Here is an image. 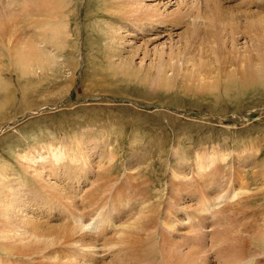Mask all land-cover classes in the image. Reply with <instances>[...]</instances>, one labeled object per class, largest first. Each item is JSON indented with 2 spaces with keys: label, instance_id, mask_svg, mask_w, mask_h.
Instances as JSON below:
<instances>
[{
  "label": "rangeland",
  "instance_id": "374dc122",
  "mask_svg": "<svg viewBox=\"0 0 264 264\" xmlns=\"http://www.w3.org/2000/svg\"><path fill=\"white\" fill-rule=\"evenodd\" d=\"M17 1L19 2H17V7L22 8L24 0ZM35 1L29 0L28 4H24V7L27 9L26 13L32 12V16L35 14L36 19L32 17L31 20H27L23 16L14 19V22L17 19V23H20L18 25L19 33L23 34L18 35L20 39L14 40V46L16 43L21 44L24 37H27V42H30V45L37 44L39 41L44 42L45 36L41 32L39 18H37L39 16H36L39 15L37 14L39 7L37 8ZM126 1L128 2V0ZM159 1L145 0V5L159 8L161 7ZM175 1L172 0V3ZM193 3L183 5L186 9L179 7L182 15L171 14L172 18L167 13L164 16H156V13L152 11V14L156 16L152 24L146 20L144 13L138 14L140 16V21L136 22L138 29H132L135 27L132 22H122L125 19L123 17L115 19L114 15L120 9L112 0H56L54 7L59 12L57 13L58 19H61L57 24L67 28L71 37L67 41V37L64 36L63 40L56 43L49 37L48 41H45L46 44L51 41L55 45L51 48L52 43H50L46 48L56 53L58 62H55L57 60L52 61L53 63L45 67V70L39 71L40 73L37 71L39 68L30 70L33 71L32 75L30 71H27L30 73L29 75L21 73L13 61L14 57L11 58L13 56L11 51L14 54L17 51L16 47L11 46L12 50H5L2 47L3 41L0 40V74L3 81L0 84V165L6 164L9 167L8 170H14L18 174L23 180L22 188L23 190L26 188V195H32L26 187L31 186V181L26 178L27 173L25 174L18 158H15L14 151L23 153L33 146L39 147L45 144L59 146L66 145L69 141L76 143L78 140L84 139L85 142L89 141V144L96 147V153L106 150L104 153L106 156L108 155L107 151H111L115 155L113 169L108 170L107 174H102L104 169L101 170L102 176H98L94 183L95 186L93 184L92 189L87 192L86 198H84L85 202L82 203L83 199L77 197L79 199L76 200L78 208L71 209L77 215L80 214L81 223L86 226V231L94 236L92 238L96 237L94 242L96 249L93 247L89 249L94 255L97 253L98 256H94L95 261L89 263V261L87 262L88 255H85L84 263L144 264L146 261L145 264H148L149 261V264H156L162 258L168 259L167 256L175 257L176 253L170 252L173 249L172 243H176V241L179 243L178 241L181 242L184 235L185 239L195 233L193 231L197 229L191 228L190 223L193 222L192 216L197 217V215L196 219H200L199 217L204 215L207 217V221L210 220L209 223L205 219L203 220L205 221L204 225L207 224L208 228L216 220L220 219V223L224 222L226 225L222 227L219 222H216L218 231L215 238L220 237L223 240L222 237L228 235L225 236V243L222 242L235 247L236 252L238 251L236 248L243 249L248 242V246L256 245L258 241L263 242L258 246L260 249L264 247V235L262 238L260 237V234L264 233V0H196ZM105 8L112 13H107ZM207 8L209 9L207 10ZM109 9L111 10L109 11ZM172 9H175V6ZM151 10L155 9L151 8ZM222 10L227 11V14ZM122 13L123 11L119 14L122 15ZM175 15L176 17L173 18ZM97 22L98 25H96ZM249 25H253V27L249 28ZM109 26H112L113 29H107L110 28ZM118 26L124 27L125 30L132 33L130 37H127L128 40L124 42L125 44L119 41L121 39L118 37V29H116ZM209 26L212 30L209 29ZM196 27L200 29L196 30ZM108 30L110 31L108 32ZM198 31L201 35L196 37L194 33ZM214 31L222 36L219 42ZM235 35L238 36V39L234 38ZM200 37L201 39H199ZM243 38L245 47L241 45L239 47L238 43H242ZM231 40H235L234 43L238 41L237 46L236 43H233L234 49L230 46L233 42ZM15 41L18 42L15 43ZM32 41L33 43H31ZM171 43L175 47L172 48ZM217 44H225L227 50H217ZM236 47L241 49H238L237 52ZM251 47H253L252 50ZM159 48H162V52ZM205 51L206 54H204ZM27 52L28 50H24L22 52L24 54L20 55L27 57V54L33 56L37 53L35 66L43 63V57L46 61V55L49 56V53H45V50L41 48ZM32 56L29 58L30 63H33ZM159 58L161 60H158ZM157 61H164L165 65L162 67L169 66V68L165 67L168 70L161 67L162 62L158 63ZM199 61L202 64H199ZM11 62H14L15 67ZM158 66L162 69L161 74ZM197 155L213 159L216 165H213L214 167L212 166L213 168L211 167L209 170L204 167L202 169L201 166L196 168L198 166ZM103 162L104 160L100 161L98 158L96 163L94 161L90 164L91 166L95 165L94 168H97L100 173L98 165H103ZM106 163L107 158L104 164ZM173 165L178 167V171L185 172L186 179L189 178L191 181L187 179V184L194 187V191H192L195 202L179 199L176 207L178 212L174 211L178 221L185 223L187 221L188 226L184 228L183 224L185 226V223L177 222L175 219L173 221L172 215L168 218L169 221L165 218L167 223L161 221L162 219H157L160 217L158 214L161 215V211H164L166 204L172 201V198L169 197L172 184L179 183V179H175L176 182L173 180ZM181 165L184 167H180ZM215 169L222 171L218 172ZM133 170L135 172H131ZM133 173H136L137 176L136 174L134 176ZM176 175L181 176V173L176 171ZM210 175L212 178H207ZM95 179L96 177L92 181L94 182ZM203 180L206 182L215 180L216 185L212 184L215 188L211 186L208 188L209 190L204 188V191L201 188ZM180 181L184 183L181 179ZM215 193H219L220 198L213 197L211 203L214 202V204L205 206V208L209 207L205 211L202 208L204 200L199 196L202 194L212 197L216 195ZM79 194L81 196L83 193ZM128 198L131 199L129 204L118 206L120 216L115 215L111 219L110 223L114 227L112 225L103 233L104 235L97 236L98 229L94 228L98 227H92V225L100 217H94V219L93 214L103 210L106 211L105 215L110 218L111 202L114 199L117 202L119 200L127 201ZM197 203L199 205L202 203L203 206H199ZM137 204L146 206L144 210L142 209L144 213L141 215L137 212L141 209H137ZM182 204L184 207L181 206ZM184 204L188 205L185 207ZM121 207H125V209ZM188 207L190 210L187 209ZM148 208L151 209L148 210ZM197 208L200 211L196 210ZM218 211L223 213L218 214ZM135 217H137L136 220ZM122 218L126 222L130 220V223L127 222L128 226L133 225L135 229L129 227V230L128 228L122 230L123 227L119 223H122ZM157 222L159 225L161 223L162 227L170 222L171 224L168 226H173L170 228L166 225L167 228L164 227L166 230L164 229L163 232L167 235L162 232L160 238L153 236V230H148L149 235L145 232L147 230L143 229V232L140 230L148 225L150 228ZM65 223L69 224L66 221ZM127 223L126 227H128ZM3 225L0 223V228L5 226ZM88 225H91V228ZM118 226L121 228L118 229ZM130 228L133 229L130 230ZM221 228L224 231H220ZM2 229L9 228L5 226ZM118 230H122V233L125 231L123 234L126 235L122 236L123 234ZM255 231L260 233L257 232L259 235H256V238ZM111 232L115 235H112ZM223 232H225L224 235H222ZM119 234L120 236H118ZM163 235L170 236V239ZM230 235L233 238L230 239ZM120 237H122L121 241L118 240ZM173 237L174 239H172ZM251 237L252 240H249ZM152 239L156 240L152 241ZM171 239V244L164 241ZM245 239L247 240L244 241ZM107 240L108 244L105 246ZM137 243L138 245H136ZM165 243L167 244L165 245ZM160 244L163 248L160 247ZM168 245L172 246L167 247ZM16 248L11 250L7 246L3 247V250L0 246V260L5 261V264H13V262L14 264H27L24 256L28 253H23V251H31L30 253L33 254V248L24 249L21 246H16ZM39 257L33 255L31 264L41 263L37 260H40ZM216 259H213L216 264H222L220 259ZM239 259L242 258L239 257ZM244 263L251 264L252 260H247ZM43 264L57 263L44 261Z\"/></svg>",
  "mask_w": 264,
  "mask_h": 264
},
{
  "label": "bare ground",
  "instance_id": "6f19581e",
  "mask_svg": "<svg viewBox=\"0 0 264 264\" xmlns=\"http://www.w3.org/2000/svg\"><path fill=\"white\" fill-rule=\"evenodd\" d=\"M22 1V0H21ZM20 1V2H21ZM55 1L56 0H36V6L37 8L39 7V9H37V11L39 10V15H36V16H39L37 18H39V24H40V29H41V32L43 34V36H45V39H44V42L47 40L48 41V38L50 37L51 41L53 40V42H59L61 41V39L63 40L64 36H66L67 38V41L69 40V38L71 37L70 33H69V30L67 28H64L61 24H57V22H59V20L61 19H58V16H57V9H55L54 5H55ZM114 3H116L118 5V9H120V11H118V13L116 15H114V10H113V15L115 16V19H118V18H125L123 19L122 22L124 21H129V22H132L133 24H135V27L132 28V29H138V25L136 24V22L140 21V16L138 14H142L144 13L145 16H146V20H148L150 22V24H152L154 18L158 15L160 16H164L165 13H167L168 15L170 14V17L172 16L171 14H180V8H185V6L183 5H189V3L191 4H194L193 1L195 2L196 0H191V1H188V0H183V1H178V0H174L175 2L172 3V0H168L167 2H164L165 0H160L159 3L161 4V7L159 8H155V7H148V5H145V0H128V2L126 1H121V0H112ZM17 0H0V40L3 41L2 43V47L6 50L8 49H11L12 50V47L15 48L16 47V52H14V54L12 53L11 51V54L14 57L13 61L15 62V64L19 67L20 69V72L25 75V73H27V71H30V70H34V69H37V71L41 72L43 71V69L45 70V67H48V65L50 66L51 63H53L52 61L54 60H57L55 62H58V57L56 56V53L52 51H49L46 47L52 43L50 41V43H47L46 42H38V40H36L38 43L37 44H34L33 41L30 45V42L28 43L27 42V37H24V40L21 44H17L16 42L18 41H15L16 43V46H14V40H18L20 38H18V35L19 34H22V33H19V29L20 27H18V25L20 23H17L18 20L16 19V22H14V19L16 17H22L27 19V20H31L32 17H35V14L32 16V12L31 13H26V8L24 7V4H28L29 3V0H24L23 1V7H17L18 3ZM209 2V1H208ZM220 2V1H219ZM223 2V1H222ZM34 3V2H33ZM31 3V4H33ZM158 3V6H160ZM218 3V2H217ZM57 4V3H56ZM148 4V3H147ZM174 5L175 6V9H172L174 8V6H170V5ZM209 4V3H208ZM207 4V5H208ZM113 4H111L112 6ZM107 6V5H106ZM196 6V5H195ZM223 6V5H222ZM221 6V7H222ZM34 7V5H33ZM113 7V6H112ZM116 7V6H114ZM180 7V8H179ZM188 7V6H187ZM218 7V6H217ZM225 7V6H224ZM227 7V6H226ZM151 8L155 9V10H151ZM210 8V7H209ZM207 8V10L209 9ZM228 8V7H227ZM34 9V8H33ZM36 9V8H35ZM34 9V10H35ZM60 9V8H59ZM106 9V8H105ZM217 9V8H216ZM221 9V8H220ZM107 10V9H106ZM111 9H109L110 11ZM182 10V9H181ZM189 10V9H188ZM211 10V8L209 9ZM226 10V9H225ZM122 13V15H120L119 13ZM152 11H154L156 13V16L154 14H152ZM221 11V10H220ZM223 13H226L227 14V11L224 12V10H222ZM28 12V11H27ZM61 12V11H60ZM63 12V10H62ZM107 13H110L108 12V10L106 11ZM185 12V11H184ZM183 12V13H184ZM204 12H206L204 10ZM26 13V17L24 16ZM112 13V12H111ZM110 13V14H111ZM116 13V12H115ZM260 13V12H259ZM166 14V15H167ZM188 14V13H187ZM186 14V15H187ZM214 14V12H213ZM212 14V15H213ZM217 14V13H215ZM62 15V14H61ZM71 15V14H70ZM112 15V16H113ZM120 15V16H119ZM167 15V17H168ZM173 16V18L176 17ZM182 15V14H180ZM206 15V14H205ZM60 16V15H59ZM119 16V17H118ZM191 16V15H190ZM64 17V16H63ZM62 17V18H63ZM214 17H217L216 15H214ZM264 17V16H263ZM114 18V17H113ZM172 18V17H171ZM256 18V17H255ZM20 19V18H19ZM36 19V17H35ZM64 19V18H63ZM202 19V17H201ZM228 19V18H226ZM260 19V18H258ZM264 19V18H263ZM43 20V22H42ZM121 20V19H120ZM157 20V19H156ZM196 20V19H195ZM220 20V19H219ZM223 20V19H222ZM261 20V19H260ZM34 21V19H33ZM36 21V20H35ZM38 21V20H37ZM36 21V22H37ZM147 21V22H148ZM221 21V20H220ZM11 22H14L13 24ZM146 22V23H147ZM148 22V23H149ZM61 23V22H60ZM225 23V21H224ZM223 23V24H224ZM238 23V22H237ZM260 23V22H259ZM34 24V23H33ZM99 23L97 22L96 25H98ZM239 24V23H238ZM37 25V24H36ZM109 25V24H108ZM195 25V24H194ZM220 25V24H219ZM261 25V24H260ZM152 26V25H151ZM237 26V25H236ZM235 26V27H236ZM251 25H249V28L253 27V25L250 27ZM67 27V26H66ZM110 27V26H109ZM210 27V26H209ZM115 28V27H114ZM143 28V27H142ZM192 28V27H191ZM194 28V27H193ZM221 28V27H220ZM247 28V29H249ZM107 29H113L112 26L110 28H107ZM116 29H118V37L121 39L118 40L121 42V43H124L127 39V37H130L132 35V33L128 32V30H125L124 27H121V26H118V28L116 27ZM114 29V30H116ZM196 30H199L200 28L199 27H196L195 28ZM209 29L212 30V28L210 27ZM227 29V28H226ZM191 30V29H190ZM230 31V29H228ZM110 30H108L109 32ZM224 31V30H223ZM227 31V30H225ZM234 31V30H233ZM239 31V30H238ZM240 31H242V29L240 28ZM215 32V31H214ZM213 32V33H214ZM222 32V31H221ZM111 35L112 32H110ZM237 34V31L235 32ZM233 33V34H235ZM242 33V32H241ZM161 34V33H160ZM215 34L218 36V42L220 40V37H222L218 32H215ZM232 34V33H230ZM23 35V34H22ZM21 35V36H22ZM156 35V34H155ZM159 35V34H158ZM157 35V36H158ZM194 35L196 37H199V35H201L200 31L198 32H195ZM173 36V35H172ZM262 36V35H261ZM171 37V36H170ZM180 37V36H179ZM236 37V35L234 36V38ZM238 37V36H237ZM235 38V39H238V38ZM263 37V36H262ZM261 37V38H262ZM31 38V37H30ZM40 38V37H39ZM59 38V39H58ZM172 38V37H171ZM176 38V37H175ZM245 38V37H244ZM242 39V43H238V46L241 45L243 47L245 42L244 40L245 39ZM33 39V38H32ZM49 39V40H50ZM114 39V38H113ZM131 39V38H130ZM180 39V38H179ZM201 39V37L199 38ZM224 39V38H223ZM240 39V38H239ZM263 39V38H262ZM29 40V39H28ZM115 40V39H114ZM117 40V41H118ZM148 40V39H147ZM153 40V39H151ZM156 40V39H155ZM226 40V38H225ZM229 40V39H228ZM135 41V40H134ZM174 41V40H173ZM179 41V40H178ZM233 41V40H231ZM235 41V40H234ZM234 41L232 42V44L230 46L233 45ZM116 42V41H115ZM128 42V41H127ZM133 42V41H132ZM131 42V43H132ZM226 42V41H225ZM36 43V42H35ZM55 43H52L51 45V48H53V46L55 45ZM174 43V42H173ZM177 43V41H176ZM231 43V42H230ZM236 43V42H235ZM234 43V44H235ZM237 43H236V46H237ZM125 44V43H124ZM165 44V43H164ZM172 44V43H171ZM170 44V45H171ZM202 44V43H201ZM227 45V43H225ZM225 44L221 45V44H217V50L220 49V50H224L226 51L227 50V47L225 46ZM35 45V46H33ZM132 45V44H131ZM134 45V44H133ZM163 45V43H162ZM17 46L18 49H17ZM173 46L175 47V45L172 44V48ZM228 46V45H227ZM239 46V47H241ZM41 48L42 50H45V53H49V56L46 55V61H45V58L43 57L44 61L43 63L39 64L38 66H35V63L37 62V57H36V54H33L32 55H26L27 57L25 56H21L22 53L24 50H28L27 53H29V50H33V49H38V48ZM129 47V46H128ZM149 47V46H148ZM164 47V46H163ZM162 47V48H163ZM181 47V46H180ZM183 47V46H182ZM233 47V46H232ZM255 47V46H253ZM251 47V50L252 48ZM259 47V46H258ZM162 48H159L160 50ZM237 48V47H236ZM24 49V50H23ZM168 49V48H167ZM234 49V47H233ZM238 49H241V48H237V52H238ZM256 51V49H253V51ZM259 50V48H258ZM38 51V50H37ZM55 51V49H54ZM154 51H156V49H154ZM158 51V50H157ZM170 51V50H169ZM250 51V50H249ZM252 51V52H253ZM162 52V50H161ZM172 52V50H171ZM177 52V50H176ZM175 52V53H176ZM218 52V51H217ZM158 53V52H157ZM167 53V52H166ZM204 53V52H203ZM216 53V51H215ZM21 54V55H20ZM202 54V53H201ZM206 54V51L205 53ZM208 54V53H207ZM15 55V56H14ZM35 55V57H34ZM158 55V54H157ZM160 57H161V54L159 53ZM158 55V56H159ZM171 55V54H170ZM174 55V54H173ZM203 55V54H202ZM29 58L32 56V62L33 63H30V59ZM45 56V55H44ZM238 56V55H237ZM56 57V58H55ZM205 57V56H203ZM192 58V57H190ZM189 59V58H188ZM193 59V58H192ZM154 60V59H153ZM158 60H161L160 58ZM187 62H189L187 59H185ZM194 60V59H193ZM171 61V60H170ZM192 61V60H190ZM14 62H11V64H13L14 66ZM54 62V63H55ZM144 62V61H143ZM158 62V61H157ZM159 62H162V61H159ZM158 62V63H159ZM186 62V64H187ZM163 64L161 65L164 66V61L162 62ZM172 63V62H171ZM191 63V62H190ZM199 64L202 62L199 61L198 62ZM56 64V63H55ZM177 64V63H176ZM45 65V66H44ZM47 65V66H46ZM147 65V64H146ZM156 65V63H155ZM172 65V64H171ZM188 65H190L188 63ZM41 66H42V69H41ZM44 66V68H43ZM56 66V65H55ZM202 66V65H200ZM15 67V66H14ZM13 67V68H14ZM159 67V66H158ZM157 67V68H158ZM166 67V66H165ZM165 67H162V68H165ZM196 67V66H195ZM17 68V67H16ZM166 68H169V66H167ZM165 68V70H166ZM160 69V67H159ZM182 69V68H181ZM162 69H160V74L162 73L161 71ZM168 70V69H167ZM166 70V71H167ZM164 71V70H163ZM16 72H17V69H16ZM33 71H30L31 75L33 74L32 73ZM35 72V71H34ZM39 72V73H40ZM170 72V71H169ZM18 73V72H17ZM20 73V74H21ZM30 73H27L28 75ZM36 73V72H35ZM164 73V72H163ZM37 74V73H36ZM169 74V73H167ZM41 75V74H40ZM166 75V74H165ZM192 75V74H191ZM2 77H1V74H0V84H2ZM4 84V83H3ZM90 142L87 141L85 142L84 139L82 140H78L76 143L74 141H69L66 145H54L52 146V144H45V145H42V146H33L31 148H29L28 150L24 151L23 153L19 152H13L15 154V158L17 157L19 162L21 163L22 167H23V170L25 171V174H26V178L30 179V185L31 186H26L28 187V191L31 192V196H28L26 195L25 193V190H23L22 186H23V180H21V178L18 176V174L14 171V170H8L9 167L6 165V164H3V165H0V223L4 224L6 226V228H9V229H2L4 227H1L0 228V246L2 247H7L11 250L15 249L16 246H21V248H24V249H30V247L33 248V254L30 253L31 251L29 252H26L25 250L23 251V253H28L26 254V256H24V254H22L25 258V260L27 261V264H31V261H32V257L33 255L35 256H40V260L37 259L39 262H41L43 264L44 261H52L53 263H57V264H87L86 262L84 263L83 261V257L85 255H88V259H87V262L89 261V263H93V261H95V258L94 256L96 257V255H94V253L91 252V249L89 248H92L93 249H96L94 247H96L95 245V240H96V237L95 239L92 238V236L86 231V226L83 225L81 223L82 221V217H80L79 215H77L76 212L74 211H71V209H77V202L76 200H79V199H83V201H81L82 203L85 202L84 201V198H86V195H87V192L90 191L92 189V186L93 184L95 183V181L97 180L98 176H102V174H107L108 170H111V168L113 169V159H114V154L110 151H107L108 152V155L106 156L105 151L104 152H101V153H96V147H94L92 144H89ZM106 149V148H105ZM104 150V149H102ZM17 153V154H16ZM216 155V154H215ZM140 156V155H139ZM208 157V156H207ZM214 157V156H213ZM212 157V158H213ZM100 159L101 160H104L103 162V165H98V169H100V173H98L97 171V168H94V166H91L90 162L91 163H96L97 159ZM107 158V163H105V160ZM96 159V160H95ZM179 159V158H178ZM221 159V158H220ZM189 160V159H188ZM223 161V160H222ZM224 162V161H223ZM222 162V163H223ZM218 163V162H217ZM221 163V164H222ZM2 164V163H1ZM197 164L198 166L197 167H204V169H210L213 165H216L215 164V161L213 159H208L206 157H203L202 155H197ZM219 164V163H218ZM183 165H181L180 167H182ZM184 167V166H183ZM214 167V166H213ZM212 167V168H213ZM93 168V169H92ZM104 169V171H103ZM178 167H176L175 165H173V180H178L179 179V183L176 182V184H172L170 190H169V197L172 198V201H170V203L166 204V207L164 209V211L162 210L161 211V215L158 214L160 217H157V219L161 220V221H166L168 218L172 217L171 219H175L177 222H184V221H178L177 218L175 217V213L174 211H177V205H178V200L182 199V201L184 200H189L192 201L193 200V197H194V187L190 184H187V179L188 181L189 178L186 179V175L180 171L177 170ZM201 169V168H200ZM201 169V170H202ZM104 173L101 174L102 171ZM182 170V169H181ZM198 170V169H197ZM196 170V171H197ZM216 170V169H215ZM23 171V172H24ZM95 171H97V173H95ZM176 171L179 172V174L181 173V176H178L176 175ZM206 171V170H205ZM218 171V170H216ZM222 171V170H221ZM221 171H218V172H221ZM110 172V171H109ZM131 172H135L134 170L131 171ZM215 172V171H214ZM217 172V174H219ZM201 173V172H199ZM198 173V175H200ZM206 173H208V171H206ZM134 174V173H133ZM136 174V173H135ZM134 174V176H135ZM178 174V173H177ZM197 174V172H196ZM213 174V172H212ZM231 174V173H230ZM229 174V176H230ZM93 175V176H92ZM197 175V176H198ZM216 175V173H215ZM220 175V174H219ZM222 175V173H221ZM137 176V174H136ZM218 176V175H217ZM223 176V175H222ZM96 177V179L94 180V182L92 181V179H94ZM211 175L207 178H210ZM218 177H221V176H218ZM231 177V176H230ZM229 177V178H230ZM212 178V177H211ZM226 178V176H225ZM133 179V178H132ZM180 179L183 182L180 181ZM218 179V178H217ZM172 180V181H173ZM207 180V179H206ZM215 181V180H214ZM213 180H211L210 182H206L205 180H203V183L201 184V188H205L206 190L208 188H211V186H213L215 183H214ZM219 181V180H218ZM221 181V180H220ZM219 181V182H220ZM127 182V180H126ZM191 182V181H190ZM216 182V181H215ZM189 183V182H188ZM214 183V184H213ZM213 184V185H212ZM219 184V183H217ZM216 185V184H215ZM222 185V184H221ZM95 186V184H94ZM195 186V185H194ZM219 186V185H218ZM131 187V186H130ZM197 187V186H196ZM200 187V186H199ZM214 187V186H213ZM228 187V186H227ZM94 188V187H93ZM200 188V189H201ZM215 188V187H214ZM219 188V187H217ZM98 189V188H97ZM169 189V188H168ZM198 189V188H197ZM198 189V190H200ZM204 189V191H205ZM100 190V189H99ZM193 190V191H192ZM209 190V189H208ZM214 190V189H213ZM83 191V192H82ZM97 191V190H96ZM141 191V190H140ZM195 191H196V188H195ZM211 191V190H210ZM221 191V190H220ZM83 193L81 194V196H79L80 194L79 193ZM216 192V191H215ZM222 192V191H221ZM141 193V192H140ZM200 193H202V191H200ZM213 193V192H212ZM85 194V196H84ZM96 194V193H95ZM133 194V193H132ZM205 194V193H203ZM207 194V193H206ZM214 194V193H213ZM216 195L212 196V197H208L206 196V198H204L205 196H203L202 194L199 196L201 199H199L200 201L203 202L204 204V208L205 211L207 209H209V207L205 208V206L209 205V204H214V202L211 203L212 201V198H216L218 196L217 193H215ZM99 195V194H98ZM165 195V193H164ZM208 195V194H207ZM83 196V197H82ZM168 196V195H167ZM77 197H81L79 199H77ZM126 197V196H125ZM198 197V196H197ZM115 198V197H114ZM169 198V199H171ZM176 198H178L176 200ZM213 198V199H214ZM217 198H220V195L217 197ZM235 198V197H234ZM198 199V198H197ZM87 200V199H86ZM131 200V199H130ZM129 198L128 200H119V202H117L115 199L113 202H111V208H110V218H108L106 214V211L104 212L103 210L101 211H97L96 213L93 214V218L94 217H100L96 220V222L92 225V227H98V228H94V229H98V233L97 236H102L104 235L103 233H105V231L107 229H109L113 224H111V219L113 216L117 215V217L120 216V213L118 210V206L121 205H125L126 203L129 204ZM179 200V201H180ZM198 200V201H199ZM146 201V200H145ZM194 201V200H193ZM197 201V202H198ZM214 201V200H213ZM80 202V204H81ZM87 202V201H86ZM171 202H174L171 204ZM195 202V201H194ZM117 203V204H116ZM162 203V202H161ZM193 203V202H192ZM87 204V203H86ZM131 204V203H130ZM153 204V203H151ZM173 204L174 207H173ZM189 204V203H188ZM188 204H184L185 207L188 205ZM198 204V203H197ZM92 205V204H91ZM141 205V204H140ZM144 205V204H143ZM154 205V204H153ZM192 205V204H191ZM199 205V204H198ZM202 205V203H201ZM199 205V206H201ZM126 206V205H125ZM129 206V205H128ZM138 206V204H137ZM145 206V205H144ZM180 206V205H179ZM182 207L183 204L181 205ZM197 206V205H196ZM203 206V205H202ZM121 208H124L125 207H121ZM134 208V207H133ZM141 208V209H139ZM145 207H143L142 205L141 206H138L137 209H139V212L140 215L141 213H144L143 210H144ZM181 208V207H180ZM191 208V207H190ZM193 208V207H192ZM196 208V207H195ZM143 209V210H142ZM151 209V208H150ZM148 208V210H150ZM156 209V208H155ZM183 209V208H182ZM185 209V208H184ZM189 209V207L187 208ZM194 209V208H193ZM190 210V209H189ZM198 210V208L196 209ZM135 211V213H136ZM142 211V212H140ZM188 211V210H187ZM200 211V209L198 210ZM202 211V210H201ZM223 211V210H222ZM222 211H218V214L221 213ZM225 211V210H224ZM74 212V213H73ZM84 212V211H83ZM123 212V211H122ZM150 212V211H149ZM160 212V211H159ZM178 212V211H177ZM185 212V211H184ZM193 212V211H192ZM215 212H217V210H215ZM153 213V212H152ZM158 213V212H157ZM202 213V212H201ZM214 213V211H213ZM223 213V212H222ZM122 214V213H121ZM146 214V213H145ZM188 214V213H187ZM196 214V213H195ZM205 214V213H203ZM125 216V214H123ZM132 215V214H131ZM172 215V216H171ZM224 215V214H223ZM133 216V215H132ZM135 216V215H134ZM128 217V216H127ZM220 217V216H219ZM218 217V218H219ZM92 218V217H91ZM131 218V217H130ZM133 218V217H132ZM137 217H135V220H136ZM141 218V217H140ZM167 218V219H165ZM180 218V217H179ZM178 218V219H179ZM189 218V217H188ZM195 218V219H193ZM198 218V215L197 217H193L192 216V220L193 222H191V228L193 227V229H197L196 231H193L195 232L194 234H189L190 237L189 238H185L184 239V236L181 238V242L178 241L179 243H172V245H168L167 247L169 246H172L173 249L170 251V248L169 251L170 252H174L177 254H175V257H172L173 255H171L172 253H168L171 255V258L169 256H166L168 257V259L166 258H162L159 262H157L156 264H216V261L213 260L214 258L216 259H220L222 261V264H249V263H244L245 261L247 260H252V263L251 264H264V247L263 248H259L258 245L260 244H263V242H259L256 244V245H249L248 246V243L247 245L242 249V248H236L238 251L236 252L235 251V247H231V245L229 244H224V240L226 241V237L225 236H228V235H225L224 238L222 237L223 240L220 239V237L217 239V237L215 238V235L217 234V231L218 229L216 230L217 228V223L216 222H219L220 223V219L219 220H216L213 222V225L211 223V226L209 225V228L208 226L204 225L205 221H203L204 219L206 220L207 217H205L204 215H202L201 217H199L200 219H196ZM95 219V218H94ZM123 219V218H122ZM129 219V218H128ZM156 219V220H157ZM187 219V217H186ZM211 219V218H210ZM229 219V218H228ZM114 220V219H113ZM170 219H168L169 221ZM171 220V221H172ZM189 220V219H188ZM191 220V221H192ZM200 220V221H199ZM64 224H63V222ZM66 222H69L68 225H66ZM130 221V220H129ZM127 221V222H129ZM174 221V220H173ZM207 221V220H206ZM208 221H210L208 219ZM207 221V222H208ZM225 221V220H224ZM59 222H61L59 224ZM126 220L119 222L120 225L123 227L121 228L122 230L125 229V228H128L129 230V227H133L132 226H128V223H127V226L126 227ZM206 222V223H207ZM115 223V221H114ZM125 223V225H124ZM130 223V222H129ZM139 223V222H138ZM167 223V221H166ZM176 223V222H175ZM175 223H172V224H175ZM185 223V222H184ZM187 223V221H186ZM185 223V226L183 224V228L188 226L187 224ZM209 223V222H208ZM219 223H218V226H219ZM116 224V223H115ZM140 224V223H139ZM153 224V223H152ZM158 222L153 224L152 227L149 228V225L146 226L145 228L142 227L140 230L142 231L143 229L144 230H147L145 231L146 234H150V232H148V230H153L152 233L153 236H159L162 237V232L164 231V227H166V225H170L168 224H165L164 227L161 226V223L160 225L158 224ZM221 227L223 225H226L223 223H220ZM162 225H164L162 223ZM181 225V224H180ZM89 228H91L90 226L91 225H88ZM125 226V227H124ZM139 226V225H137ZM173 226V225H171ZM171 226H168L171 228ZM59 228V229H56V228ZM64 227V228H62ZM114 227V225H113ZM112 227V228H113ZM116 227V226H115ZM136 227V226H135ZM140 227V226H139ZM138 227V228H139ZM180 227V226H179ZM178 227V228H179ZM228 227V226H226ZM85 228V229H84ZM88 228V227H87ZM119 226H118V229H120ZM134 228V227H133ZM133 228H130L133 229ZM153 228V229H152ZM167 228V227H166ZM168 228V229H170ZM174 230H176V228L172 227ZM225 228V227H224ZM116 229V228H115ZM114 230V233H116V231ZM135 229V228H134ZM190 229V228H189ZM227 229V228H225ZM90 230V229H89ZM88 230V231H89ZM112 230V231H113ZM122 230H118V232H121ZM138 230V229H136ZM139 230V232H140ZM143 230V231H144ZM166 230V229H165ZM171 230V229H170ZM179 230V229H178ZM184 230V229H183ZM191 230V229H190ZM223 229L221 228L220 231H222ZM228 230V229H227ZM226 230V232H228ZM231 230V229H230ZM229 230V231H230ZM233 230V229H232ZM260 230V229H259ZM127 231V230H126ZM135 231V230H134ZM142 231V232H143ZM168 231V230H167ZM177 231V230H176ZM181 231H182V227H181ZM188 231V229H187ZM192 231V230H191ZM224 231V230H223ZM264 231V230H263ZM262 231V232H263ZM91 232V230L89 231ZM130 232V231H128ZM127 232V233H128ZM235 233V231H232V233ZM237 232V231H236ZM256 232V231H255ZM258 232V231H257ZM254 234L255 235V238H256V235L258 236L259 234ZM113 232H111L112 234ZM112 234V235H115V234ZM122 233V232H121ZM125 233V231L123 232ZM122 233V234H123ZM151 233V234H152ZM170 233H173V232H170ZM177 233V232H176ZM184 234H186L185 232H183ZM189 233V231H188ZM187 233V234H188ZM222 233V232H221ZM220 233V235H221ZM231 233V231H230ZM240 233V232H239ZM110 234V235H111ZM163 234L167 235V233H164ZM180 234V233H178ZM225 232H223L222 235H224ZM111 235V236H112ZM126 234H123L122 236H125ZM131 235V234H130ZM148 235H144V236H148ZM163 235V237L165 236ZM183 235V234H182ZM221 235V236H222ZM233 235V234H232ZM230 235V239L233 238V236ZM264 235V233L260 234V237L262 238V236ZM109 236V235H108ZM107 236V237H108ZM120 236V234L118 235ZM218 236V235H217ZM240 236V235H239ZM253 236V235H251ZM94 237V236H93ZM168 238L170 236H167ZM165 236V238H167ZM172 237V235H171ZM236 237V236H234ZM238 237V236H237ZM102 238V237H101ZM104 238V237H103ZM109 238V237H108ZM151 239V237H148ZM153 238V237H152ZM164 238V239H165ZM167 238V239H168ZM180 238V237H179ZM228 238V237H227ZM99 239V238H98ZM106 239V238H105ZM122 237H120L118 240L121 241ZM127 239V238H126ZM170 239V238H169ZM174 239V237L172 238ZM166 241L164 240L165 242H169V244H171V241ZM259 239V238H258ZM100 240V239H99ZM148 240V239H147ZM156 239H152V241H154ZM176 240V239H175ZM179 240V239H177ZM247 239H245L244 241H246ZM249 240H252V237L251 239ZM67 245H65L66 243ZM115 241V240H114ZM119 241V242H120ZM163 241V240H162ZM224 243H223V242ZM228 241V239H227ZM256 241V240H255ZM254 241V242H255ZM118 242V243H119ZM174 242V240H173ZM252 242V241H251ZM250 242V243H251ZM59 243V245H58ZM72 243V244H71ZM111 243V242H110ZM230 243V242H229ZM241 243V242H240ZM246 243V242H245ZM104 244V243H103ZM106 244V245H105ZM104 245L107 246L108 244V240H107V243H105ZM141 244V243H140ZM156 244V243H155ZM158 244V243H157ZM167 243H165L166 245ZM243 244V243H241ZM119 245V244H118ZM138 245V243L136 244ZM240 245V244H239ZM37 246V247H36ZM69 246H71V248H69ZM103 246V245H102ZM112 246V245H111ZM248 246V247H247ZM67 247V248H66ZM141 247V245H140ZM160 247H162V245L160 244ZM242 247V246H241ZM18 248V247H17ZM16 248V249H17ZM20 248V250H22ZM88 248V249H87ZM103 248V247H102ZM157 248V247H156ZM92 249V251H93ZM139 249V248H138ZM4 250V249H3ZM163 250V249H162ZM6 251V250H5ZM134 251V250H133ZM7 252V251H6ZM12 252V251H11ZM15 252V251H14ZM17 252H20L17 250ZM94 252V251H93ZM105 252V251H104ZM120 252H122L120 250ZM126 252V251H125ZM124 252V253H125ZM213 252V253H212ZM236 252V253H235ZM10 253V252H8ZM22 253V252H20ZM160 253V252H159ZM15 254V253H14ZM14 254H12V256H14ZM92 254V255H91ZM110 254V253H109ZM117 254V253H115ZM119 254V252H118ZM21 255V256H22ZM164 255V256H165ZM247 255V256H246ZM263 258H261L262 256ZM4 256V255H3ZM31 256V257H30ZM98 256V255H97ZM115 256V255H114ZM125 256V255H124ZM123 256V257H124ZM128 256V255H127ZM163 257V253L161 255ZM16 257V256H15ZM20 257V256H19ZM160 257V256H159ZM239 257H241L242 259H239ZM122 258V257H121ZM148 258V257H147ZM1 259V258H0ZM85 259V257H84ZM120 259V258H119ZM216 259V260H217ZM24 260V259H23ZM78 260H81V261H78ZM155 260V259H154ZM134 261V260H133ZM148 261V260H147ZM219 261V260H218ZM36 262V261H35ZM135 262V261H134ZM39 263V264H41ZM140 263V262H139ZM145 263H147L145 261ZM144 263V264H145ZM150 262L148 261V264ZM0 264H5V261H2L0 260ZM8 264H11V263H8ZM14 264V262H13ZM141 264V263H140ZM143 264V263H142Z\"/></svg>",
  "mask_w": 264,
  "mask_h": 264
}]
</instances>
